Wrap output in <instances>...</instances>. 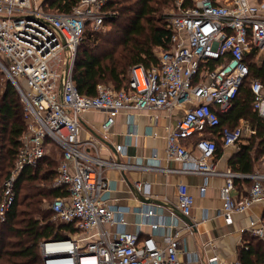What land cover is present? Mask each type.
Wrapping results in <instances>:
<instances>
[{
    "label": "built area",
    "instance_id": "built-area-1",
    "mask_svg": "<svg viewBox=\"0 0 264 264\" xmlns=\"http://www.w3.org/2000/svg\"><path fill=\"white\" fill-rule=\"evenodd\" d=\"M184 1L176 0L178 10L168 20L173 30L171 46L157 50L158 63L134 65L121 89L99 83L96 95L91 96L76 86L75 60L87 27L97 30L116 14L108 8L111 0H79L70 12L47 10L43 0H0V72L18 91L26 123L15 165L0 184V219H6L14 203L15 187L24 170L37 167L53 148L61 155L53 185L69 191L68 196L48 204L62 238L40 242L43 264H184L177 232L163 234L160 242L155 235L160 229L157 222L152 223L153 232L142 237L126 229V209L110 203L112 184L107 175L109 170L131 168L179 170L102 155L103 142L80 135L81 117L89 110L107 113L102 124L107 139L121 111L130 116L148 110L172 114L182 108L183 115L166 135L167 158L184 162L182 171L206 179L226 176L220 188L226 222L232 221L234 213L264 200V171L223 172L217 168V134L213 132L220 124L219 113L232 108L248 80L250 55L264 59V1L194 0V5L186 7ZM250 88L254 109L264 119V83L253 78ZM254 133V128L238 125L224 127L220 137L223 147H228ZM115 150L121 153L123 146ZM238 176L253 181L249 193L241 197L232 193ZM135 186L142 189L141 183ZM206 188L207 182L200 194ZM177 190L179 207L190 218L188 226L194 227L195 197L187 184H179ZM144 214L149 217L153 211ZM248 230L264 237V220L253 221ZM229 264L242 262L236 259Z\"/></svg>",
    "mask_w": 264,
    "mask_h": 264
},
{
    "label": "trees",
    "instance_id": "trees-1",
    "mask_svg": "<svg viewBox=\"0 0 264 264\" xmlns=\"http://www.w3.org/2000/svg\"><path fill=\"white\" fill-rule=\"evenodd\" d=\"M161 2L132 0L127 4L123 0H111L108 8L116 11V14L107 23L113 27L102 34L101 30L88 26L79 45L73 78L80 93L96 95L97 85L108 81L115 88L121 89L128 81L132 66L143 64L150 67L158 63L155 49L169 48L173 32L169 21L164 19L156 7ZM78 3L79 0H43V7L51 11L70 12ZM194 4V0L184 1L185 7ZM248 63V80L234 98L232 108L228 112L219 113L220 124L213 128L217 134V154L221 153L223 147L220 133L224 127L235 128L241 119H246L255 128L256 133L248 143L241 146L232 162V169L241 173H252L254 161L264 154V119L254 109V94L250 88L253 78L264 83V59L257 60L253 53ZM25 130L20 95L7 79L4 90L0 92V184L15 165ZM56 151L59 153V150ZM50 154L42 158L37 167H27L17 181L14 203L6 219H0V264H43L40 242L62 238L51 219L52 211L44 205L57 197L68 196L69 191L66 187L52 185L57 176L56 167L60 157L57 160ZM250 262L264 264V254H258Z\"/></svg>",
    "mask_w": 264,
    "mask_h": 264
},
{
    "label": "crops",
    "instance_id": "crops-1",
    "mask_svg": "<svg viewBox=\"0 0 264 264\" xmlns=\"http://www.w3.org/2000/svg\"><path fill=\"white\" fill-rule=\"evenodd\" d=\"M156 113L159 114V118H154ZM183 113L182 108L174 110L172 114L165 110H148L134 111L130 116L127 112L121 111L116 116L108 138L105 139L102 124L107 113L102 110H89L81 117L80 135L82 138H92L103 142L105 146L101 153L104 156L113 155L120 157L124 162L159 164L164 168L179 170L156 171L131 168L125 172L115 170L107 172L112 184L110 203L126 209V229L138 231L142 237L151 234L152 223L157 222L160 224V229L155 235L160 242L163 241V234L177 232L180 244L179 255L184 264H229L236 259L252 264L250 261L254 260L258 254L259 256L264 254V239L252 238L250 235L253 236V234L248 229L253 221L264 220V200L254 203L245 212L234 213L232 221L226 222L222 215L224 202L220 196V188L226 183V176L213 175L206 179L202 174L182 171L181 169L186 165L184 162L167 158L168 129L177 124ZM239 125L254 128L246 119H241ZM252 135L246 134L242 142L234 146L222 147L221 153H216L215 162L220 171H234L232 162L235 161L238 150L243 144L248 143ZM118 145L123 146V152H116L115 147ZM59 157L61 159L60 152ZM263 160L264 155L261 158L262 165ZM257 162L258 159L254 161L252 173L264 171L255 169ZM258 165L260 167V162ZM205 182H207L206 192L200 194V187ZM252 182L249 177H236L233 195L235 197L247 195ZM137 183L142 184V189H137L135 186ZM182 183L188 185L189 191L195 197L191 214L196 224L194 227L188 226V216L183 214L179 207L177 188ZM134 190H139L146 198L161 200L168 205L172 204L180 214L174 212L170 206L163 208L156 204L142 202L133 192ZM149 210L153 211V215L147 217L144 213ZM114 227V225L111 226V230H114ZM212 258L216 260L212 262Z\"/></svg>",
    "mask_w": 264,
    "mask_h": 264
},
{
    "label": "rangeland",
    "instance_id": "rangeland-1",
    "mask_svg": "<svg viewBox=\"0 0 264 264\" xmlns=\"http://www.w3.org/2000/svg\"><path fill=\"white\" fill-rule=\"evenodd\" d=\"M125 3L129 4L132 2V0H123ZM161 3H158L156 5V7H158L160 9V14H162V16L164 17L165 20H169V17H171L173 15V13H175L178 10V5L176 3V0H161ZM118 12V11H117ZM118 14V13H117ZM125 15H122V18H124ZM113 27L112 25H110V23H106L104 26L100 27L97 30H101V32H103L102 34H106L110 28ZM108 39H112V37H109ZM155 53L157 54V49H155ZM129 75V74H128ZM7 83V79L6 76L0 72V92H2L6 86ZM105 85H110V86H114L112 84V82L108 81V82H104ZM53 157L57 158V160H59V153L56 151V149L54 148L53 150H51V154ZM264 155V154H263ZM261 158L262 156H260L258 158V162L256 163V170L257 171H262L264 170V164H261ZM260 162V167L258 165V163ZM264 162V160L262 161V163ZM58 167V165H57ZM50 201L49 202H45L44 207H49L50 205ZM49 204V205H48ZM51 219L53 218V214L51 215Z\"/></svg>",
    "mask_w": 264,
    "mask_h": 264
},
{
    "label": "water",
    "instance_id": "water-1",
    "mask_svg": "<svg viewBox=\"0 0 264 264\" xmlns=\"http://www.w3.org/2000/svg\"><path fill=\"white\" fill-rule=\"evenodd\" d=\"M65 79H66V77L64 76L62 78L61 84H60V89H61L60 98L61 99H63V91H64ZM133 192L138 196V198L142 202L156 204V205H159L160 207H163V208L170 206L173 209L174 212H176L177 214H180V213H178V210H176L175 206H173L172 204L171 205H168L167 203H165V202H163L161 200H155L153 198H146L141 192H139V190H134ZM187 222H190V218L189 217H187Z\"/></svg>",
    "mask_w": 264,
    "mask_h": 264
}]
</instances>
